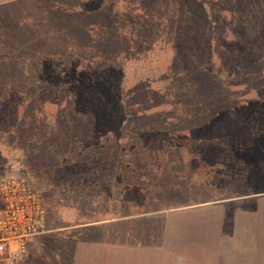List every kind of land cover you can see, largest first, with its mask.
<instances>
[{
	"label": "rangeland",
	"instance_id": "obj_1",
	"mask_svg": "<svg viewBox=\"0 0 264 264\" xmlns=\"http://www.w3.org/2000/svg\"><path fill=\"white\" fill-rule=\"evenodd\" d=\"M201 1L202 10L214 24L219 22L221 10L222 16L227 14L236 26L241 20L238 9L231 5L228 9L223 0ZM106 4L101 0L95 7L110 12ZM80 5L75 1L78 11ZM47 6V0H0V177L28 178L48 210L54 233L30 246L36 264H45L50 253L67 246L64 238L74 235L78 225L205 202L229 201L231 212L241 205L238 199L264 195V87L253 75L244 80L247 87H238L227 68L228 55L220 46L219 62L211 58L206 62L217 72L210 77L218 78L221 88L214 86L204 95L196 85L197 89L188 87L184 93L182 78H176L174 69L191 54L185 48L193 36L185 12L178 31L171 25L175 13L170 6L165 17L170 21L167 30L158 27L155 20L148 23L153 27L151 31L166 42L175 32L179 36L176 41L170 40L171 48L162 54L164 59L170 57L172 67L165 65L164 70L159 63L162 69L147 80L156 101L144 108L129 105L128 110L116 112L101 128L85 115L67 121L63 118L62 107L70 96L68 82L63 83L58 76L64 70L55 74L50 63L58 68L78 57L82 59L80 64L93 63L101 71L115 64L125 73H146L148 49L138 45L131 56H125L122 52L130 45L131 29L124 32L123 23L116 28L108 15L101 21L91 17L62 24L51 16ZM114 6L111 9L115 10ZM249 7L248 13L261 12L264 0L255 8ZM240 13L248 14L244 9ZM91 22L98 26L88 35L87 25ZM244 26L248 39L241 41L244 52H237L238 69L258 74V58L250 56V47L258 49L260 41L249 14ZM105 33L109 38L101 39ZM228 36L233 40L236 30H229ZM100 39L104 41L98 44ZM209 39L219 44L215 34ZM71 41L73 46H69ZM89 44L93 46L91 56L82 50ZM94 49L101 51L98 60L93 59L97 54ZM53 51L54 58L50 55ZM73 52L80 55L71 57ZM156 66L154 62L152 69ZM118 68L116 76L122 73ZM115 80L122 83L125 78ZM131 88L124 92L130 103ZM55 94L57 100L51 103L49 98ZM134 100L139 102L138 97ZM191 105L193 109L187 110ZM218 113L221 119H214ZM204 131L205 135L201 134ZM69 132L76 137H67ZM116 227L124 228L122 224ZM89 233V239L97 238Z\"/></svg>",
	"mask_w": 264,
	"mask_h": 264
},
{
	"label": "trees",
	"instance_id": "obj_2",
	"mask_svg": "<svg viewBox=\"0 0 264 264\" xmlns=\"http://www.w3.org/2000/svg\"><path fill=\"white\" fill-rule=\"evenodd\" d=\"M75 1L81 3L80 11H78L77 7L74 6ZM100 1L101 0H47V8L51 16L54 17L57 22H61L62 24H67L73 20H88L91 17L92 19L97 17L99 21H101L104 15H108L109 21H113L116 28L120 23H123L121 25V29L124 32H128L130 28L131 30L129 32V36L132 35L133 37L130 40V45L126 47L127 50L122 53L125 56H131L132 53L135 52V48L138 45L148 49L146 50V53L148 54L147 62L145 61V63H147V72L141 73L138 70L135 74H131L128 71L125 73L123 69L117 67L122 73H119V76H116L118 74H114L117 69L115 64H113L112 67L109 66L108 69L105 68L101 71V69L96 67L97 65L95 66L93 63L85 64L86 67L79 69L85 65L80 64L82 59H79L78 57L74 60L68 59L67 62H64L65 65L62 64V66L58 68L50 63V68L53 73L57 74V72H60V69L64 70V72L62 73L61 71L60 73L62 74L59 73L58 76L63 83H65L64 81L68 82L67 87L69 89L70 96L67 98V102L65 104L66 106L64 105L66 109L64 110V106L62 107V114L65 115L63 118L66 121L69 119L74 120L75 115H80V117L85 115V117L95 120L97 122V127L101 126V128H104L102 125L105 124L106 121H111V117H113L116 112H122L124 108L128 110L129 105L133 108H144L146 105H152V100L156 101L155 93L151 91V84L147 83V80L150 78L151 74L154 73V71L162 69V67L159 66V63L163 65L164 70L166 69L165 65H168V69L170 66L172 67V64L170 63L173 62H171V59H168L170 57L167 56V59H164L162 54L166 53L168 48H171L169 47L170 44H168L170 43V40L173 38L172 41H176L179 36L177 35V32H175L174 35L172 34L171 38H169L170 40L166 42L167 40L163 39L161 36H156V34L151 31L153 27L148 25V23L155 20L158 27L163 30H167L165 26L170 22L169 19L168 21L165 19L168 6L172 7L175 13V22L171 23L172 27L176 30L178 29L177 25H179V22L182 21L181 15L185 12L188 16L186 22L189 23V27L192 29L193 36L187 42L189 44L185 45V48L188 52H191V54L189 57H183L184 61L181 66H176L174 69L176 78H182L181 85L183 86L182 91L184 93L187 91L185 88L189 87L192 89L193 86L196 88V85H199V89L203 94L214 86L221 88L218 84L219 82L217 81L218 78L210 77V75L217 74V72H214L206 62L209 58H211L212 61L219 62V51L221 47L224 52L226 51L225 54L228 55L227 61L229 66L227 68L229 73L235 77L236 81L234 83H236L238 87H247L248 84L245 83L244 80L251 78L252 75L254 79L259 80L258 85H260V87H264V80L261 81V79H264V74H262L264 73V52L262 51L264 48V8H262L261 12L254 10L255 13H248L249 5H252L253 8H255L263 3V0H223L225 1L223 4L226 5L228 9L230 8L229 5L238 9L241 20L237 26L232 23L227 14L222 16V10L219 11V22L217 21V23L214 24L212 18L205 14L202 10L203 5L201 4V0H110L108 2L107 0H102V3L106 1V6L110 5V8L108 9L110 12L104 11L103 9L99 10L95 7V5H97ZM87 3L89 7H86ZM113 4H115V10L111 9ZM68 5L73 6L70 8ZM241 9H244L250 15L251 23L254 25V29L257 32V40L260 41L258 49L250 47V56L254 55L258 58L257 62L260 66V72L258 74L249 72L250 70L239 71L238 69L237 52L238 50L244 52L243 48L245 45L244 42L241 41L248 39V37L245 36L247 33V27L244 26V19L248 16V14L246 16L241 14ZM228 14H230L229 11ZM97 26L98 23L96 22L89 23V25H87V28L89 29L87 31L88 35L91 34L93 32V28ZM220 27H223L222 32L219 31ZM233 28L236 30L237 37L234 36V39L231 40L228 36V31ZM149 33L150 35L146 36ZM210 34H215L216 37H218L219 44L211 43L209 39ZM240 36L243 38H239ZM104 38H109V35L105 33L101 39ZM93 39L94 38L90 41L92 45L95 43ZM101 39L97 41L98 44L100 41H104ZM71 43L74 42H69V46H73ZM208 43L209 46H207ZM92 48L93 46L89 44L88 48L85 47L82 49L83 53L90 55ZM55 51L50 53L53 58ZM93 52L97 53L95 56L93 54V59L95 58V60H98L101 56L98 53H101V51L94 49ZM149 53L151 59L149 57ZM41 55L45 56L43 54ZM79 55V52H73L71 57ZM42 58L44 59V57ZM86 59L90 61V58ZM78 60L79 63H77ZM154 62L158 63V66H156L155 69H152ZM108 63L110 64V60ZM148 64H150V66H148ZM255 64L258 65L256 62ZM38 67L41 71V67H43V65ZM123 76L125 80H123L122 83L119 81L117 83L115 78H122ZM231 85L232 84H230L227 88ZM131 86L132 88L130 91L132 92L131 99L133 102L130 103V101L126 100L125 94L127 93L126 89ZM60 88H64V86L61 85ZM125 90L126 93L124 94ZM51 97L52 98H49L52 100L51 103L53 100H57L56 94L54 98L52 95ZM135 97H138L139 102L134 100ZM186 104H188V102ZM53 107H55V105H53ZM192 107H194V105L186 108L189 110L193 109ZM220 116L221 114L218 113L215 114L213 118L219 120L221 119ZM205 133L206 132L204 131L201 134L205 135ZM70 134L72 133H67V137ZM72 135L73 137H76L75 134Z\"/></svg>",
	"mask_w": 264,
	"mask_h": 264
},
{
	"label": "crops",
	"instance_id": "obj_3",
	"mask_svg": "<svg viewBox=\"0 0 264 264\" xmlns=\"http://www.w3.org/2000/svg\"><path fill=\"white\" fill-rule=\"evenodd\" d=\"M238 200L231 212L229 201L205 202L78 225L45 264H264V195ZM90 231L97 238L89 239ZM52 233L49 222V232L30 241L19 264H36L30 246Z\"/></svg>",
	"mask_w": 264,
	"mask_h": 264
},
{
	"label": "built area",
	"instance_id": "obj_4",
	"mask_svg": "<svg viewBox=\"0 0 264 264\" xmlns=\"http://www.w3.org/2000/svg\"><path fill=\"white\" fill-rule=\"evenodd\" d=\"M49 232L42 197L26 177H0V264H19L32 239Z\"/></svg>",
	"mask_w": 264,
	"mask_h": 264
}]
</instances>
